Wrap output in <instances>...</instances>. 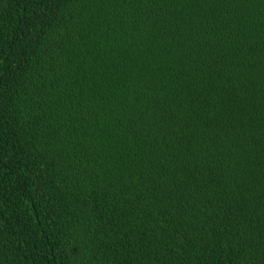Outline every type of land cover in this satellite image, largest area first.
<instances>
[{"label": "trees", "instance_id": "1", "mask_svg": "<svg viewBox=\"0 0 264 264\" xmlns=\"http://www.w3.org/2000/svg\"><path fill=\"white\" fill-rule=\"evenodd\" d=\"M0 264H264V0H0Z\"/></svg>", "mask_w": 264, "mask_h": 264}]
</instances>
